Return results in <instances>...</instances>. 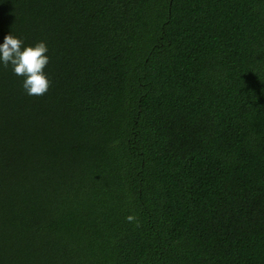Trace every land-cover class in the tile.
<instances>
[{
  "label": "trees",
  "instance_id": "trees-1",
  "mask_svg": "<svg viewBox=\"0 0 264 264\" xmlns=\"http://www.w3.org/2000/svg\"><path fill=\"white\" fill-rule=\"evenodd\" d=\"M10 32L51 84L0 63V264H264V0H0Z\"/></svg>",
  "mask_w": 264,
  "mask_h": 264
},
{
  "label": "clouds",
  "instance_id": "clouds-1",
  "mask_svg": "<svg viewBox=\"0 0 264 264\" xmlns=\"http://www.w3.org/2000/svg\"><path fill=\"white\" fill-rule=\"evenodd\" d=\"M47 52L45 41H38L35 45H25L22 38L10 32L0 42V63L4 67L11 65L15 75L24 77L23 88L28 95L42 96L51 84L44 71L50 61ZM126 220L139 223L134 214H129Z\"/></svg>",
  "mask_w": 264,
  "mask_h": 264
}]
</instances>
